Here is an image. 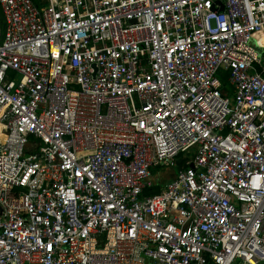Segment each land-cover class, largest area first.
<instances>
[{"label":"built area","instance_id":"2783aa9c","mask_svg":"<svg viewBox=\"0 0 264 264\" xmlns=\"http://www.w3.org/2000/svg\"><path fill=\"white\" fill-rule=\"evenodd\" d=\"M0 10V264H264V0Z\"/></svg>","mask_w":264,"mask_h":264},{"label":"rangeland","instance_id":"374dc122","mask_svg":"<svg viewBox=\"0 0 264 264\" xmlns=\"http://www.w3.org/2000/svg\"><path fill=\"white\" fill-rule=\"evenodd\" d=\"M263 47H264V39H261L260 40V46L259 47H256V49H257V51L259 52V53H261L262 52V49H263ZM161 169L160 168H154V169H152V173H153V175H154V178L155 179H158V178H160L161 179V181H163V182H165L166 181V179H168L171 175H168V174H170V173H174L175 171H176V168L174 167V168H172V169H165L164 171V174L161 176V177H159V175H160V171Z\"/></svg>","mask_w":264,"mask_h":264},{"label":"trees","instance_id":"16d2710c","mask_svg":"<svg viewBox=\"0 0 264 264\" xmlns=\"http://www.w3.org/2000/svg\"><path fill=\"white\" fill-rule=\"evenodd\" d=\"M2 35H3V17H2L1 10H0V40L2 38ZM223 85H224V88L226 90H229V87H228V85H227L225 80H223ZM158 192H159L158 187H155V188L150 189V190H146V194H148V195L149 194H155V193H158Z\"/></svg>","mask_w":264,"mask_h":264},{"label":"crops","instance_id":"0c3cea01","mask_svg":"<svg viewBox=\"0 0 264 264\" xmlns=\"http://www.w3.org/2000/svg\"><path fill=\"white\" fill-rule=\"evenodd\" d=\"M173 174H174L173 172H172V173H170V174H168V175H171V176H170L168 179H166V181H165V182L169 181V180L172 178ZM165 182H164V183H165Z\"/></svg>","mask_w":264,"mask_h":264},{"label":"water","instance_id":"95a60500","mask_svg":"<svg viewBox=\"0 0 264 264\" xmlns=\"http://www.w3.org/2000/svg\"><path fill=\"white\" fill-rule=\"evenodd\" d=\"M222 9V8H221Z\"/></svg>","mask_w":264,"mask_h":264}]
</instances>
